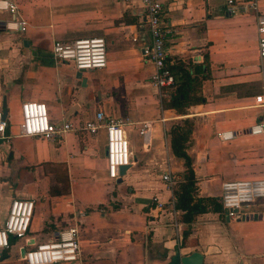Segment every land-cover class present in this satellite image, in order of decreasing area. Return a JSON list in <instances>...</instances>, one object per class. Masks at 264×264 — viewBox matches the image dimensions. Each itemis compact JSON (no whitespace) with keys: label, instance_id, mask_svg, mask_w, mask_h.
Returning <instances> with one entry per match:
<instances>
[{"label":"crops","instance_id":"0c3cea01","mask_svg":"<svg viewBox=\"0 0 264 264\" xmlns=\"http://www.w3.org/2000/svg\"><path fill=\"white\" fill-rule=\"evenodd\" d=\"M10 1L25 25L19 33L0 28V110L4 102L6 111L0 226L14 197L31 199L33 213L24 237L10 236L0 250V264H26L22 249L68 227L77 229L76 260L48 264H167L175 252H198L201 264H264L260 199L236 218L208 203L185 224L160 178L169 171L180 179L184 167L172 155L166 131L184 118L192 121L185 152L195 197L219 203L221 182L264 178V135L248 132L264 118V107L254 101L264 98L256 54V16H264V0L255 10L231 15L226 0H168L161 17L166 58L193 69L188 86L201 98L189 102L184 114L162 105L165 97L148 81L152 66L142 50L149 37L141 0ZM94 36L105 43L103 68L78 71L51 54L54 41ZM23 101L43 102L51 123L69 119L78 128L97 111L104 118L94 134L76 129L52 141L25 136L19 133ZM108 117L127 122L131 161L119 183L106 171L102 124ZM143 121L150 123L147 137L137 131ZM223 131L232 137L220 139Z\"/></svg>","mask_w":264,"mask_h":264},{"label":"built area","instance_id":"2783aa9c","mask_svg":"<svg viewBox=\"0 0 264 264\" xmlns=\"http://www.w3.org/2000/svg\"><path fill=\"white\" fill-rule=\"evenodd\" d=\"M168 0H141L144 10V18L147 25L149 41L143 47V55L151 64L152 71L148 81L158 92L159 97H166L169 90L174 86L172 74L166 68V48L164 45V27L161 17L166 8ZM257 0L238 2L237 0H226L225 11L231 15L244 12L246 9L255 10ZM6 13L4 19H0V28L4 31L21 32L25 21L17 14L16 5L10 0H0V14ZM256 54L259 61V69L264 72V16H256ZM134 40V39H133ZM51 54L55 59L69 62L78 70L100 69L106 65L105 43L101 37H78L71 41H54L51 45ZM255 104L264 107L262 95H256ZM21 121L19 133L25 136L41 137L52 141L61 138L69 131L81 129L89 134H94L101 125L104 118L102 111H97L94 119L81 123L77 128L69 120H61L51 123L48 119L47 109L40 101H23L20 104ZM124 119L108 117L102 124L105 129V153L106 171L111 179L118 177V166L127 165L131 161L130 150L125 136ZM6 120L0 110V135H3ZM150 123L143 121L138 127V134L147 137ZM250 134L264 135V118L253 123L249 128ZM218 137L222 140L230 139L232 131L219 132ZM3 137V136H2ZM161 180L171 192L168 203L173 208V188L180 181L177 176L169 171L160 175ZM260 199L264 204V178L246 180H227L220 184L219 202L228 218H236L242 207H247ZM153 200L157 207L162 203L155 197ZM33 213V201L14 197L10 200L6 218L0 226V250L9 246V236L14 238L24 237ZM260 218L264 220V215ZM77 229L68 227L56 232L54 236L44 242L36 244L27 249L22 255L26 264H48L55 262H71L76 260L79 253L77 240Z\"/></svg>","mask_w":264,"mask_h":264},{"label":"trees","instance_id":"16d2710c","mask_svg":"<svg viewBox=\"0 0 264 264\" xmlns=\"http://www.w3.org/2000/svg\"><path fill=\"white\" fill-rule=\"evenodd\" d=\"M166 68L174 79L173 89L162 99V105L173 108L176 113L184 114V107L193 100L201 98L191 91L188 86L191 81L192 70L186 69L180 62H169ZM192 121L190 118L181 119L179 122H172L166 131L169 141V148L172 155L182 161L184 167L180 175V181L172 190L174 196L173 208L180 213V219L185 224H190L195 215L204 212L209 208L220 211L221 205L214 199L195 197L194 174L191 168V159L186 154V141L190 135ZM10 240V236H9Z\"/></svg>","mask_w":264,"mask_h":264},{"label":"water","instance_id":"95a60500","mask_svg":"<svg viewBox=\"0 0 264 264\" xmlns=\"http://www.w3.org/2000/svg\"><path fill=\"white\" fill-rule=\"evenodd\" d=\"M26 42L25 40L23 43ZM77 77H80V72L77 73ZM1 115L3 118H5L6 111L4 108V102H2L1 105ZM128 167L127 165H121L118 166L117 173L118 177L115 179L116 183H119L121 181V176L124 174L126 168ZM257 218L260 217V215L256 216ZM241 218L248 219L250 218L249 215L243 216ZM24 249L21 250V255H23ZM202 257L198 252H191L188 255L180 256L177 252H175L171 257L170 260L168 261L167 264H201Z\"/></svg>","mask_w":264,"mask_h":264}]
</instances>
